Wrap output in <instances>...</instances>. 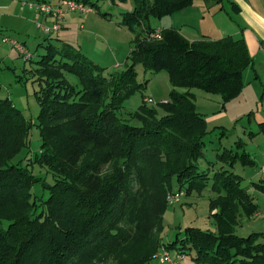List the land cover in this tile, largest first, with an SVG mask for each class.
Listing matches in <instances>:
<instances>
[{
    "label": "trees",
    "instance_id": "obj_1",
    "mask_svg": "<svg viewBox=\"0 0 264 264\" xmlns=\"http://www.w3.org/2000/svg\"><path fill=\"white\" fill-rule=\"evenodd\" d=\"M75 1L93 5L92 0ZM133 1V10L124 12L119 23L137 34L133 63L124 72L106 77L99 64L62 39L46 44L37 61L41 152L32 162L55 177L52 184L43 182L49 197L41 204L32 192L39 178L28 164L12 163L29 145L32 123L12 99L0 97V151L14 148L0 158V211L17 212L0 214V264L95 263L147 240L151 250L134 264H147L162 247L194 252V264H264V233L236 234L241 216H252L258 204L242 176L224 167L239 160L252 166L256 162L247 151L239 153L241 142L237 150L217 154L223 165L213 175L199 168L210 130L192 91L220 94L225 108L245 86L244 71L253 63L248 45L232 35L189 40L175 27L147 23L194 0ZM142 25L144 31L139 30ZM139 64L147 71H167L172 89L163 104L165 114L144 103L135 113L141 121L137 126L118 111L148 82H138ZM62 71L77 74L82 88L67 82ZM208 186L218 195L211 208L216 209L219 233L188 226L182 236L179 232L163 242L167 195L184 191L189 196ZM254 188L264 193V181Z\"/></svg>",
    "mask_w": 264,
    "mask_h": 264
},
{
    "label": "rangeland",
    "instance_id": "obj_2",
    "mask_svg": "<svg viewBox=\"0 0 264 264\" xmlns=\"http://www.w3.org/2000/svg\"><path fill=\"white\" fill-rule=\"evenodd\" d=\"M92 2L93 5L87 4L86 6L92 7L93 11L81 13L79 10H68L62 0H0V97L12 99L22 111L25 120L32 123L29 145L13 158L12 163L28 164L27 166L32 169L34 175L39 178L32 187V192L39 204L49 197V191L44 187L43 182L52 184L55 180L53 173L46 166H41L39 162H32L34 156L41 152L40 128L37 126L41 110L37 91L40 90L41 84L37 80L36 70L39 68L37 61L41 55L46 53V44L49 42L58 43L57 39H62L79 47L91 60L103 68L102 73L106 77L124 72L133 63L130 54L136 45L137 34L129 27L119 23L124 12L133 10L134 1L92 0ZM43 3L50 4L54 9L62 7V18L59 20L52 12L42 11L40 7ZM194 3L201 8L205 15L209 16V22L205 23L213 29L215 21L210 15H214L223 5L231 11V0L222 2L212 0L211 3H207L206 0H194ZM99 10L108 13L109 17L102 16ZM176 12L172 14L177 15ZM169 15L162 18L152 16L147 23L154 28H160L167 24L166 22L170 19ZM58 20L61 23V28L46 33L44 28L53 27ZM201 21L200 17H196L194 26L201 25ZM179 22H177V26L181 23ZM39 24H42V27ZM82 24L85 28H81ZM144 27L145 25L140 26L139 30L144 31ZM185 28L186 32L191 31L188 27ZM199 36L202 37L203 34ZM5 37L20 42L32 54V59L26 60L14 45L3 41ZM137 71L138 82H148L143 90H136L124 100V106L118 113L123 120L138 126L141 125V121L135 116V113L144 103L156 108L160 115L165 114L163 104L169 99L172 86L167 71L162 70L158 73L147 71L142 64L137 65ZM62 72L63 78L67 82L77 89L82 88V82L77 74L70 71ZM179 90L184 91L186 88H179ZM192 91L196 95L198 111L205 115L207 127L210 130L205 138V154L198 160L201 170L210 171V175H213L223 165L218 160L217 154L225 148L237 150V145L241 142L244 147L238 149L240 154L244 150L248 153L253 151L258 154L257 158L261 159V152L264 151V134L260 133L249 137V131H258L259 128L256 102L253 105L254 109H251V105L246 104L244 97H236L235 100H229L226 107L223 108V98L220 94L200 88H192ZM147 98H151L153 101H148ZM263 100V97L258 99L260 111H263L264 108L261 104ZM13 151V147L6 146L3 151H0V158ZM224 167L242 176L243 185L249 188L254 196V201L258 204V211L252 216H241L240 223L236 227V234L248 236L252 232L264 233V193L254 188L255 182L264 181V172L261 170L263 173L258 175L256 173L259 169L258 166L244 165L241 160L233 167H228L225 164ZM254 173L256 174L254 175ZM252 176L257 178L252 179ZM217 196L208 186L200 192L194 191L189 196L185 194L178 203L171 204L168 201L163 218V242L168 243L176 239L179 232L182 236L188 226H195L218 234L219 227L214 215L216 209L211 208L212 199ZM40 209H42L41 205ZM16 213L12 208L0 211V214L5 216ZM148 217L151 218V215ZM151 248L152 244L147 240L143 243L132 244L130 249L122 254H114L95 263L87 264H134L144 256L145 250L149 251ZM163 248L165 247L158 250L147 264H165L158 257V253ZM170 252L174 258L177 253H180L176 249H172ZM194 254V252L186 254V258L179 261V264H194Z\"/></svg>",
    "mask_w": 264,
    "mask_h": 264
},
{
    "label": "crops",
    "instance_id": "obj_3",
    "mask_svg": "<svg viewBox=\"0 0 264 264\" xmlns=\"http://www.w3.org/2000/svg\"><path fill=\"white\" fill-rule=\"evenodd\" d=\"M214 1L222 2L223 0ZM211 2L212 0L207 3ZM175 14L177 15H169L170 19L166 22L167 24L160 26L159 29L175 27L179 29L180 32L189 40L201 38L199 36L200 34L214 39L221 38L226 35H232L236 38L242 37L245 39L249 52L253 58V63L244 71L243 80L245 82V86L238 97H244L246 99V104L249 106L251 105V109H254L253 105L255 102L257 103L256 115L258 119L257 121H259V128L258 131H249V137H254L260 133L264 134V108L263 111H260V104L258 101L260 97L264 98V49L261 46L262 41L264 40V0H231V11L223 5L218 8L214 15H210L215 21L214 29L206 25L205 22H209V16L205 15L201 8L196 6L194 2L192 5L176 12ZM196 17H200L204 22L202 24L201 21V25L198 27L194 26L196 23ZM178 21L181 23L179 22L180 24L177 26ZM83 27L85 28L84 24L81 25V28ZM185 27H188L191 31L186 32ZM235 99L236 98L233 100ZM261 104L264 107V100ZM246 109L249 108L246 107ZM250 153L256 162L255 165L259 168L256 173L261 175L263 172L260 168L262 164H264V151L262 150L261 152V159H258V154L253 151H250ZM256 173H254V175ZM255 178L257 177L252 176V179Z\"/></svg>",
    "mask_w": 264,
    "mask_h": 264
},
{
    "label": "built area",
    "instance_id": "obj_4",
    "mask_svg": "<svg viewBox=\"0 0 264 264\" xmlns=\"http://www.w3.org/2000/svg\"><path fill=\"white\" fill-rule=\"evenodd\" d=\"M63 4L67 6L68 10H79L81 13H88L93 11L91 7H87L86 4L75 0H64ZM40 8L42 9V11L44 10L47 12H52L59 20L62 18L61 16V14L63 13L62 7L54 9L50 4L43 3ZM59 20L56 23H54L53 27H45L44 28L45 32L49 33L52 30L60 29L61 23ZM39 26L42 27V24H39ZM155 36L160 37V31H157ZM3 41L14 45L24 55L26 60H30L32 58V54L28 50H26L25 47L22 44H20V42H17L14 39H8L7 37L3 38ZM261 46L264 49V40L262 41ZM147 100L153 101V99L151 98H147ZM261 170L264 172V165L261 166ZM184 195H185L184 191L172 192L168 195V201L171 204L178 203ZM158 257L162 263L179 264V261L184 260L186 258V254L177 253L176 258H174L168 249L163 248L162 251L158 253Z\"/></svg>",
    "mask_w": 264,
    "mask_h": 264
}]
</instances>
